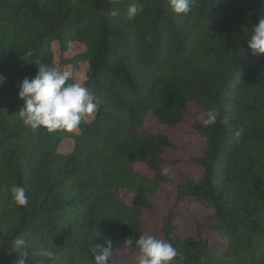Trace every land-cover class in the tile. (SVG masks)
Returning <instances> with one entry per match:
<instances>
[{
  "label": "trees",
  "instance_id": "trees-1",
  "mask_svg": "<svg viewBox=\"0 0 264 264\" xmlns=\"http://www.w3.org/2000/svg\"><path fill=\"white\" fill-rule=\"evenodd\" d=\"M56 53L59 68L86 64L81 81L56 74ZM149 118L204 144L158 248L144 215L179 161ZM193 205L213 221L183 236ZM119 250L128 264H264V0H0V264H116Z\"/></svg>",
  "mask_w": 264,
  "mask_h": 264
},
{
  "label": "rangeland",
  "instance_id": "rangeland-1",
  "mask_svg": "<svg viewBox=\"0 0 264 264\" xmlns=\"http://www.w3.org/2000/svg\"><path fill=\"white\" fill-rule=\"evenodd\" d=\"M81 49L82 47L79 44L74 43L69 47V50L64 55V57H71L80 52ZM58 57L59 54L56 53L55 68L56 74L58 76L74 77L77 82L83 79L84 73L87 68L86 64H81L75 68H72L71 66L59 68L57 67ZM76 105L79 111L83 112L88 118H92L93 110L88 103L85 93L82 90H79L76 98ZM193 119H201V113L197 110H192V112L190 113V121ZM148 122L155 131L169 135L170 138H172L177 148L175 150L166 152L165 157L179 161V164L176 167L167 170L168 175L172 179V184L167 185L158 193L156 198V212L154 214L144 215V236L151 241L154 247L158 248L164 245L163 239L160 234V217L164 213L166 208L173 202L172 198L175 192L174 184L179 181L180 172L191 174L196 179L200 177L199 170L194 166L186 164V161L188 160L190 155L203 151L204 144L203 141L197 136V134L191 130L189 124L187 123L177 129L172 130L164 126L157 125L152 118H149ZM71 145V140L64 141L61 146V150L68 152L71 149ZM138 169L144 174L149 175V172L144 170L143 168L138 167ZM211 221L213 220H211V213L209 210L200 205H193L187 215L177 220V229L183 236L195 235L196 229L194 227V222L210 223ZM204 234L213 244H217L219 242V236H215V234H213L211 231L205 230ZM121 251L122 250H119L115 255L116 264H128L126 253ZM144 263L145 259L141 257L138 258L135 262V264Z\"/></svg>",
  "mask_w": 264,
  "mask_h": 264
}]
</instances>
